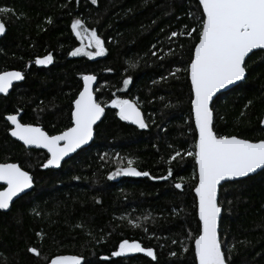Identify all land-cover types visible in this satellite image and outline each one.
<instances>
[{
    "label": "trees",
    "instance_id": "trees-1",
    "mask_svg": "<svg viewBox=\"0 0 264 264\" xmlns=\"http://www.w3.org/2000/svg\"><path fill=\"white\" fill-rule=\"evenodd\" d=\"M0 8L12 10L0 13L7 27L0 72L24 74L0 98V163L19 164L34 181L32 192L0 211V264H50L56 256H77L81 264H197V165L186 153L197 136L187 69L198 43V0H0ZM76 19L103 40V56L70 55L82 46L71 28ZM194 27L192 37L171 36ZM48 54L51 64H35ZM245 65V81L213 102L214 131L256 142L264 139V51ZM84 75L98 77L95 94L106 116L89 148L59 171L44 168L47 153L13 140L6 116L19 114L49 135L63 132ZM117 96L139 99L145 129L119 118L109 105ZM128 160L149 175H115ZM219 205L227 263L264 264V171L225 184ZM125 239L152 248L157 259L113 256Z\"/></svg>",
    "mask_w": 264,
    "mask_h": 264
},
{
    "label": "snow or ice",
    "instance_id": "snow-or-ice-1",
    "mask_svg": "<svg viewBox=\"0 0 264 264\" xmlns=\"http://www.w3.org/2000/svg\"><path fill=\"white\" fill-rule=\"evenodd\" d=\"M91 2L96 4L97 0ZM198 4L202 6V17L198 19V43L194 45V55L187 69L193 92L191 104L197 136L193 150L186 153L194 158L198 167V183L194 191L199 201L200 232L195 237V259L198 264H227L218 239V217L222 211L218 205V186L227 180L264 170V139L253 142L237 136L218 135L214 131L210 102L220 89L245 78V58L253 50H264V0H198ZM9 11L12 10L0 8V13ZM71 28L80 39L84 35L88 36L89 44L85 47L94 46L96 49L93 52L76 48L70 53L71 56L83 54L92 58L105 54L104 42L94 29H84V22L80 19L74 20ZM4 31L5 24L0 21V34ZM194 32H197L195 27L186 33L172 32L171 36L186 34L192 37ZM52 62L51 54L35 60L36 65H48ZM23 79L24 76L19 71L0 72V94H8L13 81ZM130 79H124L125 87L129 85ZM95 80L94 75L83 76V90L73 101L71 127L59 134L49 135L39 126L23 124L19 121L18 114L6 116V120L14 125L10 130L12 137L22 141L25 146L46 149L50 154L42 167H59L65 157L93 138V126L105 112L91 87ZM111 107L119 110L121 120L130 121L141 129L147 127L140 108L133 101L116 98L111 101ZM261 124L264 125V120ZM179 155L177 152L171 159ZM127 164V167L118 168L115 175H149L132 167V160H128ZM171 174L169 172V176ZM112 178L110 175L109 179ZM0 182H3L0 185L3 188L0 190V209H8L14 197L32 187L33 178L16 163H0ZM175 187L179 189L182 185L176 184ZM131 223L134 227H140L135 222ZM29 251L40 255L36 248H29ZM129 253H143L152 260L157 259L152 248H145L139 242L127 239L120 242L119 250L112 255L119 257ZM50 264H81V258L56 256L51 259Z\"/></svg>",
    "mask_w": 264,
    "mask_h": 264
},
{
    "label": "water",
    "instance_id": "water-1",
    "mask_svg": "<svg viewBox=\"0 0 264 264\" xmlns=\"http://www.w3.org/2000/svg\"><path fill=\"white\" fill-rule=\"evenodd\" d=\"M201 8H202V6H201ZM6 33H7V27H6V25H5V31H4L2 34H0V40L6 35ZM257 51H264V50H261V49L253 50V52L250 53V54L248 55V57L245 58V63H246L247 59H248L253 53H255V52H257ZM21 73H22V75L24 76L23 72H21ZM95 77H96V76H95ZM246 77H247V72H246V69H245V78H244L243 80H241V81H237V82H235V83H233V84L227 85V86L224 87L223 89H220V90H219V91L213 96V99H212V101L210 102V107L212 108L213 102L216 100V98H217L218 96H220L221 94H224V93L230 91L231 89H233L234 87H236V86L242 84V83L245 81ZM189 80H190V84H191L190 73H189ZM23 81H24V79H23V80H20V81H13V86L9 89V93H8V94H0V98H1V97H6V96H8V95L12 92L14 86H16V85L22 83ZM82 83H84V82H83V79H82ZM97 85H98V77H96V80L93 81V82H92V85H91L96 100H97V96H96V94H95V90H96ZM82 90H83V88H82ZM82 90H81V91H82ZM192 94H193V92H192ZM97 102H98V101H97ZM133 102H134V101H133ZM134 103H135V102H134ZM136 104H137V103H136ZM137 106H138V104H137ZM103 107L105 108V112L102 114L100 120L97 121V123L93 126V129H94L93 138H92L87 144L82 145V146H81L80 148H78L75 152L70 153L67 157H65V158L61 161V165H60L59 167L49 166L48 169H50V170H54V171H59L60 169H62V167L64 166V164H65L68 160H70L71 158H73L78 152H80V151H82V150H84V149H87V148H89V147L92 145L93 141L95 140L96 128L101 124V122L103 121V119L105 118L106 113H107L108 106H103ZM138 107H139V106H138ZM139 108H140V107H139ZM118 111H119V110H118ZM140 111H141V113H142V117H143V119H144V121H145V123H146V118H145L144 112H143L141 109H140ZM192 115H193V122H194V126H195V121H194V114H193V112H192ZM18 119H19V121L21 122V116H20L19 114H18ZM214 120H215V116H214V112H213V126H214ZM263 120H264V116H263ZM6 121H7V120H6ZM127 122H128L129 124L133 125L134 127L139 128L138 125L132 124L130 121H127ZM7 123L9 124V126L11 127V129L14 127V125H11V123H10L9 121H7ZM21 123H22V122H21ZM33 126H36V125H33ZM39 127H40V126H39ZM262 127L264 128V125H262ZM9 135L11 136L10 132H9ZM196 135H197V132H196ZM11 138H12L13 140L19 142L22 146H24V147H25L26 149H28V150H40V151H43V152L47 153V155H48V159L50 158V154L47 152L46 149H43V148H37V147H35V146H25V145L23 144V142L20 141V140H18L17 138L12 137V136H11ZM18 165H19V164H18ZM19 166H20V165H19ZM262 171H264V170H257V172L252 173V174H249V175L246 176V177L234 178V179H232V180H227V181H225V182H222L221 185L218 186V205H219V199H220V191H221V188H222L225 184L245 180V179H247V178H249V177H252V176H255V175L261 173ZM29 174H30V173H29ZM30 175H31V174H30ZM197 176H198V167H197ZM2 184H3V182H0V185H2ZM3 187H6V185H3ZM33 188H34V181H33V183H32V187H31V188L26 189L23 193H20L17 197H14V198H13V201L10 203V206H9L8 209H0V211H1V212H5V213L9 212V211L11 210L13 204H14L17 200H19L21 197H23L24 195L29 194L30 192H32ZM1 190H3V188H2ZM194 194H195V196H196L195 191H194ZM196 198H197V211H198V204H199V201H198V197H197V196H196ZM219 206H220V205H219ZM220 207H221V206H220ZM221 209H222V207H221ZM222 216H223V209H222V211H221L220 216L218 217V228H217V230H218V239L220 240V242H221V236H220V225H221ZM198 219H199V215H198ZM221 244H222V242H221ZM222 250H223V246H222ZM194 251H195V242H194ZM223 251H224V250H223ZM197 264H198V262H197ZM227 264H228V263H227Z\"/></svg>",
    "mask_w": 264,
    "mask_h": 264
},
{
    "label": "rangeland",
    "instance_id": "rangeland-1",
    "mask_svg": "<svg viewBox=\"0 0 264 264\" xmlns=\"http://www.w3.org/2000/svg\"><path fill=\"white\" fill-rule=\"evenodd\" d=\"M81 41H82V46L81 47H79V48H83L84 49V51H95L96 49H95V47L94 46H92V47H85L86 45H88L89 44V40H88V36L87 35H84V38L83 39H80ZM77 56H86V55H83V54H80V55H77ZM88 57V56H87ZM97 57H99V56H96V57H92V59L93 58H97ZM89 58V57H88ZM49 65V64H48ZM116 98H120V99H127V98H124V97H121V96H117V97H115V99ZM129 100V99H128ZM132 101V100H131ZM135 103H137L138 105H139V107L140 106H142L143 104L139 101V99L138 98H135L134 100H133ZM110 106H111V103L109 104ZM113 108V107H112ZM116 109V108H115ZM116 110H118V109H116Z\"/></svg>",
    "mask_w": 264,
    "mask_h": 264
}]
</instances>
